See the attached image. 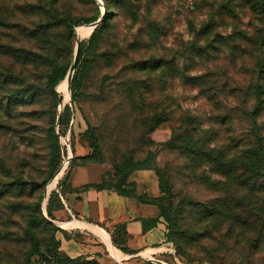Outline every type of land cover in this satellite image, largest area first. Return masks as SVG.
I'll return each mask as SVG.
<instances>
[{"label": "rangeland", "instance_id": "1", "mask_svg": "<svg viewBox=\"0 0 264 264\" xmlns=\"http://www.w3.org/2000/svg\"><path fill=\"white\" fill-rule=\"evenodd\" d=\"M99 1L0 0V47L25 54L41 49V41L33 39L31 31L47 22L43 10L50 9L57 18L69 17L68 22L81 19L77 26H89L107 9L114 11L98 43L99 59L75 100L71 81L66 100L57 90L67 73L56 85L55 95H49L44 93L42 62H18L0 54V68L20 76L0 89V99L5 101L13 87L17 89L12 92L26 87L36 94L33 101L26 94L15 102L0 131V264H25L32 245L38 242L43 249L52 244L48 242L52 235L59 253L70 258L98 260L89 252L93 246L99 247L97 255L110 258L106 243L90 227L62 225L73 218L60 191L67 193L74 183L80 188L89 183L110 188L129 163L160 171L167 190L162 203L170 206L181 228L203 232L206 224L214 225L212 232L187 249L189 256L177 257L172 246L155 259L166 264H215L208 259L212 256L216 264H264V182L241 187L234 176L247 173L240 165L234 164L229 170L233 176L226 178L222 164L206 163L185 144L190 135L206 151L224 156V163L255 145L257 136L264 137V98L257 102L253 94L254 84L264 88L257 67V61L264 60V45L256 43L264 32L261 3L123 0L122 6ZM96 15V20L88 21ZM61 30L57 27L55 34ZM74 30L64 58L70 63L76 39L86 41L92 31L76 35ZM154 60L157 65L150 69ZM160 63L164 65L159 70ZM66 104L70 119L59 125ZM254 108L259 110L255 114ZM53 118L59 166L66 158L68 163L51 189L63 204L52 209L51 218L46 211L51 191L44 199L51 178L46 185L44 180L50 172L46 138ZM87 122L96 132V155H91ZM17 176L24 180L22 187L15 184ZM226 202L241 222L225 215L215 221L204 216ZM71 248L84 254L72 257ZM46 260L38 254L30 258L33 264H52Z\"/></svg>", "mask_w": 264, "mask_h": 264}, {"label": "trees", "instance_id": "2", "mask_svg": "<svg viewBox=\"0 0 264 264\" xmlns=\"http://www.w3.org/2000/svg\"><path fill=\"white\" fill-rule=\"evenodd\" d=\"M105 4H109L111 2H116L119 5L124 6L123 0H103ZM255 2H258L256 0ZM261 3L260 10L262 13H264V0H259ZM49 9V8H48ZM46 13V23H40L37 25L35 29H33V32L31 31L32 35L31 37L36 40L41 41V49L39 51L34 52H26L20 53L16 50H11V48L6 47H0V54L8 55L12 57L15 61H25V62H42V65L44 64L46 66L45 71V79H44V93H47L49 95H55V87L61 81L65 74L67 73L70 62L69 60H64V58L67 55V40L69 38L73 37V27L82 24L81 19H76L74 21H67L69 18H57L56 14L51 13L52 11L43 10ZM113 10L107 9V12L103 15V19L101 21V24L96 26L91 34L89 39L86 41H81L79 43V49H78V56L77 61L75 65V69L72 74L71 78V90H72V100H75L77 95L80 93L81 88L85 84V79L88 76V73L90 71V68L92 65L96 64L99 59V54L97 52L98 43L110 24V19L112 18ZM98 15L93 16L88 21H94L96 20ZM58 20V24H54L56 20ZM56 25V26H55ZM60 27L63 30L59 31L55 34L56 28ZM257 44L264 45V32H262L259 37H257ZM42 51V52H41ZM164 63V62H163ZM157 65V60L153 61L152 66L149 68L152 69ZM164 64L160 63L158 64L159 70L162 68ZM146 67V66H145ZM257 67L259 69V75L261 77H264V60L259 59L257 61ZM20 76L17 73L12 72L9 69H1L0 68V89H6L7 84L9 82H14L16 80H19ZM17 89V88H16ZM15 87L10 90V94L7 96V99L3 101V99H0V131L1 128L5 127V123H7V116L10 115L12 108L15 107V102L18 100L25 99L23 97L28 94L29 96H26L29 98V100L33 101V98L36 96L33 89L30 88H21L20 90H17L15 92H12L13 90H16ZM264 88L258 83L254 84L253 87V94L258 101H260L262 98V94H264ZM261 98V99H260ZM259 110L257 108L253 109V114L257 113ZM70 119V111L69 106L66 104L63 108V113L60 114L59 118V125L67 124V122ZM53 122L54 118L52 119V125L51 128L47 132V146L49 148V159H48V165H49V174L44 180V185L48 182V180L51 178L57 167L59 166V148L60 145L58 143V137L54 134L53 131ZM87 126L89 130V142L90 147L92 148L91 155H96L99 152V145L98 140L96 136V132L93 126L87 122ZM195 138L191 137L190 135L187 136V140L189 142H185L188 149H190L197 158L205 160L206 163H215V165H220L222 172H225L223 174L224 177L229 178L233 176L232 171H229L230 168L233 167L234 164L240 165L241 169L247 173V175L240 174L239 176H234L235 180L238 182V184L241 187H245L247 185L254 187L255 183L260 180L261 182H264V145H262V141H264V137L257 136L256 138V144L252 145L250 147L245 148L242 150V152L236 156V157H230L224 163H221V159H224V156H221V154H213L209 150L206 151L202 144H197L194 140ZM198 142H200L198 140ZM216 157V158H213ZM225 165V167H224ZM69 166H72V161L69 163ZM152 170L157 177V183H158V189L159 194L157 196H148L147 194H141L138 195L135 193V183L132 181H129L128 178L130 174L136 170ZM15 184L18 187H22L24 184V180L21 176H17L15 178ZM94 189L96 191L99 190H114L120 195L124 196H130L136 198L139 202L144 204H151L154 205L158 209V217H162L166 223V241L171 242L172 246L175 251V255L180 258H184V256L188 255L189 252H187V249L192 248L193 244H196L199 242L201 237H205L206 234L212 232L214 225L206 224L203 228V232L200 230L195 229H183L178 224L177 216L174 212H172L170 206L167 204L162 203V199H164L163 195L167 193L165 183L162 177V174L160 171L153 167V166H144L141 164H131L129 163L126 168L125 172L120 179L118 183H116L112 187H105L101 183H89L84 184L81 188L80 187H72L71 189L66 193L64 190L60 191V194L62 198L65 200L67 194L76 193L79 194L83 191H86L88 189ZM53 200V203H52ZM46 211L49 217L52 218V211L58 210L63 207V204L60 202L59 196L56 192L51 191L48 200L46 201ZM53 209V210H52ZM228 216L232 222H241L240 216L238 214H235L233 212H230L229 210V204L222 203L215 206L213 209L209 210L204 214V216H210L213 221H215V218H218L219 216ZM203 217V216H202ZM44 224L49 225V222H47L43 217H41ZM156 220L152 219L149 223H154ZM56 227V228H55ZM54 229L59 230L60 228L58 226H55ZM110 238H111V244L119 249L121 252L125 254H135L136 252L129 249L126 246L127 242V233L125 230L124 224H119L114 227V229L110 232ZM51 240L52 244L45 245L43 249L40 248L38 242H36L34 245H32L31 251L29 252V255L27 257V261L25 264H33L30 261V258L33 255H39L43 257L44 259H47L46 261H49L51 259L52 264H101L98 260L95 258H83V257H75L70 258L66 256L65 254L59 253V243L57 240L53 239V235L48 239V242ZM50 242V243H51ZM51 253V254H50ZM209 261L216 264V260L211 256L208 258ZM192 260V259H191ZM199 261V260H198ZM140 264H150V262L142 261Z\"/></svg>", "mask_w": 264, "mask_h": 264}, {"label": "crops", "instance_id": "3", "mask_svg": "<svg viewBox=\"0 0 264 264\" xmlns=\"http://www.w3.org/2000/svg\"><path fill=\"white\" fill-rule=\"evenodd\" d=\"M128 180L135 183V193L138 195L159 194L157 177L152 170H136L130 174ZM74 184L73 187L78 185ZM64 202L69 215L73 218L70 221L94 224L105 231L110 242L109 232L115 226L124 224L127 233L126 246L136 253L125 254L119 251L130 256V261L141 258L139 254L154 258V255L162 256L172 250V243L166 241V223L162 217H158L159 212L154 205L141 203L134 197L120 195L114 190L96 191L91 188L79 194H67ZM152 219L156 220L153 224L149 223ZM92 249L89 250L90 254L100 263L114 264L111 256L107 259L105 255H97L100 251L98 246H93ZM71 250L72 257L84 254L77 248Z\"/></svg>", "mask_w": 264, "mask_h": 264}, {"label": "bare ground", "instance_id": "4", "mask_svg": "<svg viewBox=\"0 0 264 264\" xmlns=\"http://www.w3.org/2000/svg\"><path fill=\"white\" fill-rule=\"evenodd\" d=\"M93 24L89 25V26H76L75 27V32L76 35H82L85 32H90L92 30ZM71 66L69 71L67 72L65 78L57 85V90L59 91V93L61 94L62 98L64 100H66L68 98L69 95V78L71 75ZM68 163V158L64 159L63 162L61 163V165L59 166V168L56 170V172L54 173V175L51 177V179L49 180V182L47 183L46 187H45V191H44V199L47 198L49 192L51 191V189L54 187L57 179L59 178L60 174L63 172V170L65 169L66 165ZM84 225V226H88L90 227L92 230H94L106 243L107 247H108V251L111 254H114L116 257H123V254L116 248L114 247L112 244L109 243L108 238L106 237V235L104 234V232L97 226H95L94 224H90V223H82L79 221H70L67 223H62L63 226H69V225ZM88 224V225H87ZM60 225V224H58Z\"/></svg>", "mask_w": 264, "mask_h": 264}, {"label": "water", "instance_id": "5", "mask_svg": "<svg viewBox=\"0 0 264 264\" xmlns=\"http://www.w3.org/2000/svg\"><path fill=\"white\" fill-rule=\"evenodd\" d=\"M97 2H100L99 0H97ZM103 15H104V13H101V15L99 16V18L96 20V21H94V22H92V24H93V27H92V30L102 21V19H103ZM92 32V31H91ZM74 33H75V30H74ZM79 41H80V39L79 40H77L76 39V47H75V53H74V58H73V61L71 62V69H72V71H71V75H70V78H69V88H70V81H71V77H72V74H73V71H74V69H75V64H76V61H77V56H78V45H79ZM63 105V104H62ZM62 107V106H61ZM72 152V151H71ZM72 154V153H71ZM146 261H150V262H152V263H157V264H166V263H164L163 261H160V260H158V259H155V258H148Z\"/></svg>", "mask_w": 264, "mask_h": 264}, {"label": "built area", "instance_id": "6", "mask_svg": "<svg viewBox=\"0 0 264 264\" xmlns=\"http://www.w3.org/2000/svg\"><path fill=\"white\" fill-rule=\"evenodd\" d=\"M138 256L141 257L144 261H146L148 258H153L151 256H145L144 254H139ZM111 257L114 260V264H132L131 262H127L130 256L117 258L114 254H111Z\"/></svg>", "mask_w": 264, "mask_h": 264}]
</instances>
